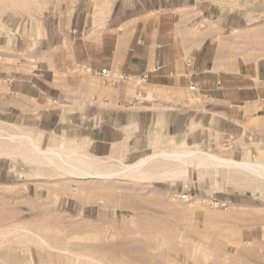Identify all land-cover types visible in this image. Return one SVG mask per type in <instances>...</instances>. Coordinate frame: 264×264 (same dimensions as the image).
I'll use <instances>...</instances> for the list:
<instances>
[{
    "label": "crops",
    "instance_id": "crops-1",
    "mask_svg": "<svg viewBox=\"0 0 264 264\" xmlns=\"http://www.w3.org/2000/svg\"><path fill=\"white\" fill-rule=\"evenodd\" d=\"M184 1L112 0L98 12L73 5L46 19L36 48L15 52H27L30 67L8 66L14 52L6 49L8 39L0 46V126L7 141L11 130L29 128L41 139L82 144L95 157L136 161L159 136L211 153L226 150L235 160L264 159V58H224L214 36L191 31L207 9ZM105 71L120 79L96 88L89 78ZM144 71L148 78L136 86L134 77ZM0 152V184L13 185L9 143Z\"/></svg>",
    "mask_w": 264,
    "mask_h": 264
},
{
    "label": "rangeland",
    "instance_id": "rangeland-1",
    "mask_svg": "<svg viewBox=\"0 0 264 264\" xmlns=\"http://www.w3.org/2000/svg\"><path fill=\"white\" fill-rule=\"evenodd\" d=\"M37 1L0 0V46L9 39L6 49L14 51L9 67L20 61L30 67L34 59L15 52L36 48L46 19L76 4L98 12L112 0ZM184 2L207 9L191 31L214 36L224 58H264V0ZM89 80L96 88L110 83ZM2 129L0 147L9 143L17 179L0 184V264H264V182L255 177L221 167L171 180L164 175L176 165L167 160L154 163L149 178L81 177L42 161L24 143L4 141ZM155 137L143 156L151 146L169 149L168 139ZM50 143L76 147L48 136L40 147Z\"/></svg>",
    "mask_w": 264,
    "mask_h": 264
},
{
    "label": "bare ground",
    "instance_id": "bare-ground-1",
    "mask_svg": "<svg viewBox=\"0 0 264 264\" xmlns=\"http://www.w3.org/2000/svg\"><path fill=\"white\" fill-rule=\"evenodd\" d=\"M5 138L3 140L7 141ZM8 140L10 143L16 142L17 145L18 143H24L25 149L27 148L32 154H38L42 161H47L49 164H54L68 173L77 174L81 177L108 179L115 175H130L149 178L152 174L151 167L153 164L167 160L172 163L174 162L176 165L175 168L167 170V174L164 175L171 180L190 176L195 170L208 171L214 169L219 171L221 167H225L229 170L228 172L230 174L231 171H234V173H244L245 175L249 174L258 181L264 182V162L249 161L246 159L235 160L230 156L220 153H211L199 148L187 147L189 145L186 144V146L174 138L170 139L168 144L165 143L169 149L151 146V152L132 163L123 162V157L116 156L115 154L107 157L92 156L84 150V147L81 146L82 144H76L74 148H67L57 143L56 145L50 143L47 147L41 148L40 140L42 139L40 133H31L28 131L16 132L15 130L10 132ZM163 142L157 141V144ZM28 159L30 161L32 160L30 156Z\"/></svg>",
    "mask_w": 264,
    "mask_h": 264
},
{
    "label": "built area",
    "instance_id": "built-area-1",
    "mask_svg": "<svg viewBox=\"0 0 264 264\" xmlns=\"http://www.w3.org/2000/svg\"><path fill=\"white\" fill-rule=\"evenodd\" d=\"M186 66H187L188 71H189L188 74L192 75V73H193V61L191 58L186 59ZM157 68H158V66L155 65L152 68V70H156ZM148 75H149L148 71H144V72L140 73L139 75H136L133 79L134 84L136 86H140L148 78ZM102 76L104 78H108V82H110V84H114L115 82H117L120 79V77H115V76L111 75L108 71H105L104 73H102ZM197 87H198V85L196 82H191L188 86V89L190 91H195L197 89Z\"/></svg>",
    "mask_w": 264,
    "mask_h": 264
}]
</instances>
